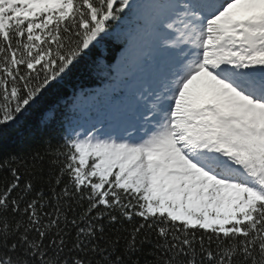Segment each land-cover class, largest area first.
<instances>
[{"label":"snow or ice","instance_id":"obj_1","mask_svg":"<svg viewBox=\"0 0 264 264\" xmlns=\"http://www.w3.org/2000/svg\"><path fill=\"white\" fill-rule=\"evenodd\" d=\"M125 21L120 122L0 159V264H264V0H0V127Z\"/></svg>","mask_w":264,"mask_h":264},{"label":"trees","instance_id":"obj_2","mask_svg":"<svg viewBox=\"0 0 264 264\" xmlns=\"http://www.w3.org/2000/svg\"><path fill=\"white\" fill-rule=\"evenodd\" d=\"M102 43L103 47L98 45L93 49L45 100L26 114L19 123L0 127V159L42 147L43 140L47 138H51L53 147L62 143L60 137L67 128L79 92L94 88L110 78V66L124 46L125 38L109 35ZM5 175L6 173L0 172V180Z\"/></svg>","mask_w":264,"mask_h":264},{"label":"rangeland","instance_id":"obj_3","mask_svg":"<svg viewBox=\"0 0 264 264\" xmlns=\"http://www.w3.org/2000/svg\"><path fill=\"white\" fill-rule=\"evenodd\" d=\"M126 26L127 21L118 22L111 34L124 37L123 33L126 31ZM125 49L126 45L118 53V57L112 66L113 77L109 82H105L93 90L86 89L80 93L76 99V105L73 107V116L67 123V128L77 124L84 128H89L93 124L100 127L98 121L105 126H113L120 122L118 116L124 108L122 101L134 93L135 87L141 79L147 78L151 73V67L146 65L142 71H137L134 77H129L125 85L117 86L115 68L125 54Z\"/></svg>","mask_w":264,"mask_h":264}]
</instances>
